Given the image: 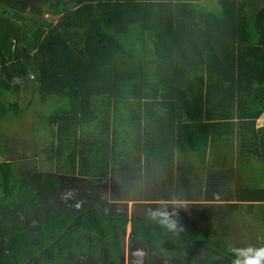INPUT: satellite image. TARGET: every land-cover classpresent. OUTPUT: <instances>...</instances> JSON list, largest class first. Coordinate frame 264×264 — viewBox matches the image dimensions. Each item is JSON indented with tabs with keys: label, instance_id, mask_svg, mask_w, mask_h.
Returning a JSON list of instances; mask_svg holds the SVG:
<instances>
[{
	"label": "trees",
	"instance_id": "16d2710c",
	"mask_svg": "<svg viewBox=\"0 0 264 264\" xmlns=\"http://www.w3.org/2000/svg\"><path fill=\"white\" fill-rule=\"evenodd\" d=\"M3 1L0 121L26 113L8 93L19 98L30 87L53 103L50 141L40 152L69 175L36 170L32 179L23 178L12 147L0 142L7 155L0 162V210L21 204L33 211L45 203L43 193L57 194L77 172L108 178L122 156L141 154L172 167L177 154L206 155L209 143L237 151L243 174L255 177L243 184L258 183L247 185L246 193L264 201V126H258L264 0H218V11L205 7L208 0H45L56 22L38 9L29 12L31 0ZM254 160L257 170L249 173ZM1 212L0 226L11 228L12 240L0 264H65L75 255L120 264L128 223L122 213L96 204L53 212L33 238ZM131 232L164 255L183 256L204 245L232 264H247L225 240L193 224L135 217ZM260 260L264 264V252ZM206 263L223 264L209 256Z\"/></svg>",
	"mask_w": 264,
	"mask_h": 264
},
{
	"label": "rangeland",
	"instance_id": "374dc122",
	"mask_svg": "<svg viewBox=\"0 0 264 264\" xmlns=\"http://www.w3.org/2000/svg\"><path fill=\"white\" fill-rule=\"evenodd\" d=\"M31 1L29 12L38 9L41 11L42 18L56 22L57 15L47 12L45 0ZM3 3H5V0ZM205 4L206 8L215 11L221 8L218 0H208ZM2 7L3 5L0 10ZM7 97L10 101L18 99L21 107L26 108L23 117L10 116L0 121V142L6 147H12L13 150L10 151V154L11 158L17 162L19 175L23 178L32 179L36 170H42V172L53 171L62 176L69 175L59 170L56 165H52V162L45 161L44 154L40 152V149L50 141L47 117L55 108L54 104L40 98L39 93L30 87L23 90L19 98L12 92L8 93ZM38 114L43 115L42 118L38 117ZM223 148H217V145L209 143L208 151L212 152V156L215 150L225 151ZM233 150V148L230 150L231 153ZM136 155L138 156L126 162L124 171L118 174L117 177L110 176L97 180L82 176L77 172L66 180L57 194L43 193L42 200L45 203L43 202L39 208L30 211L21 204L16 205L13 210L2 208L0 211H2L3 218L10 216L17 224L28 228L32 237L35 238L39 233L40 221L53 215V212L70 211L79 209L84 205L96 204L97 206H104L107 213L117 210L129 218L127 219V228L122 236L124 251L120 257V264H207V256L219 263L232 264L224 257L207 250L206 246L203 247L204 245H198L191 253L190 256L194 263H191L189 259L163 255L154 245L143 240L133 239L131 228L132 219L140 216L158 221H173V217L176 219L186 218V216L179 218L183 215V211L179 214L178 210L176 211L171 207L172 201L170 203L168 200L166 201V198L172 200L201 197L203 200L208 201L213 200L214 195H217L221 199L219 203H224L225 200L229 201L230 199L235 200L236 197L250 199L245 188L243 189L240 186L245 182L247 175H243L242 170H238L237 166H233L232 163L237 157L236 159L233 157L223 159L221 167L218 157L207 158L205 153L193 150L183 157L182 165L181 161L178 160L173 167H156L154 169V165H151L150 161L140 157L139 154ZM6 156L0 153V162L5 160ZM122 158L123 162L128 159L126 156H122ZM209 159H211V164L207 163ZM206 177L210 182L208 186L202 184L205 183ZM250 177L252 175H249V179ZM153 178L156 179L154 183L151 181ZM214 178L216 180L212 182L211 180ZM239 180L240 182H238ZM2 182L0 171V199L4 194V189L1 186ZM246 182L249 186L258 184L255 179ZM201 186L204 188L200 189ZM95 198L97 199L95 200ZM162 199L165 201L163 202ZM239 203L241 202L239 201ZM243 203L246 206L244 205L242 211L237 212L232 206L226 207L228 204L225 208L223 206H213L212 211L214 210L216 213L211 215L207 213L202 215L201 213L197 215V219H190L180 224H194V227L203 233L211 232L214 240H225L239 258L247 264H258V262L261 264L260 259L264 252V208H258L263 221H256L251 202L245 201ZM109 206L112 208H109ZM177 206L183 207L181 205ZM175 221L179 222L174 220L173 223H176ZM11 235V228L0 226V256L8 252V246L12 240ZM65 264H95V260L91 257L84 258L75 255V258L70 257L69 262ZM96 264L114 263L104 256V259L100 257Z\"/></svg>",
	"mask_w": 264,
	"mask_h": 264
},
{
	"label": "crops",
	"instance_id": "0c3cea01",
	"mask_svg": "<svg viewBox=\"0 0 264 264\" xmlns=\"http://www.w3.org/2000/svg\"><path fill=\"white\" fill-rule=\"evenodd\" d=\"M260 119H262V120H260ZM259 120H258V126H260V127H262V126H264V114H263V116L260 118ZM262 123H261V122ZM211 151H208L207 152V154H206V157L207 158H210L211 157ZM214 154H216V157H218V159H219V161H220V166L222 167V165H223V159H228V158H231V157H233V158H235L236 159V157H237V159L236 160H234L232 163H233V166H237V169L239 170L240 169V165H239V154L237 153V151H235V152H227V151H214ZM136 156H138V155H134V156H132L131 158H128V159H126L124 162L122 161V159L123 158H121V164H119L120 166V168H118V170H114L113 172H111L110 173V175H109V177L110 176H114V177H117V175L118 174H120L122 171H124L123 169H124V166H125V164H126V162L128 161H130L132 158H135ZM139 156L140 157H144L145 159H147L148 161H150L151 162V165H154L153 167H154V169L156 168V167H158V168H170V167H163L161 164H159V163H157V162H154V161H151V160H149L148 159V157H146L145 155H141V154H139ZM186 156V155H185ZM189 156H191V155H189ZM224 157V158H223ZM178 160H180L181 161V165H182V163H183V157L181 158V156L180 155H176V159H175V162H174V164L172 165V167L176 164V162L178 161ZM253 165H252V167L250 168V172H252V171H254V166H256V165H258L259 164V161H257V160H254L253 162ZM252 170V171H251ZM156 172V171H155ZM242 174H243V171H242ZM244 175V174H243ZM250 175V174H249ZM249 175H247V177H249ZM251 178V177H250ZM244 179H245V176H244ZM206 181H205V183H202L203 185H205V186H208V183H210L209 182V180H208V178L206 177V179H205ZM216 179L214 178L213 180H211L212 182L213 181H215ZM245 180H247V178L245 179ZM251 180H253V179H251ZM151 181H152V183H154V182H156V179H151ZM224 182L226 181V180H223ZM227 182V181H226ZM238 182H240V180L238 181ZM214 183H218V182H214ZM237 183V182H236ZM186 185V184H185ZM247 185H249L248 183L247 184H241L240 186H242L243 187V189L245 188V190H247ZM202 187V186H201ZM199 187L200 189H203L204 187ZM214 198H217V199H214ZM214 198H212L213 200H208V201H206V200H203L201 197H196V198H194V199H192L191 197H189V198H182V199H168V198H166V201L168 200L170 203H171V201H172V203H171V207L174 209V210H178V212H179V214H181L182 213V211H183V215H181L179 218H182V217H184V216H186V218H183V219H176V218H174L173 217V221L174 220H177V221H179V222H176V224H180L181 222H186V221H188V220H193V219H195L196 217H197V215L198 214H201L202 213V215H204L205 213H207V214H209V215H211V214H213V213H216V211H212V207L213 206H223L224 208H225V206H226V204H228L226 207H228V206H230V205H235L236 204V208H233V209H235L237 212L238 211H242V209L246 206L243 202H245V201H247L248 203L249 202H251V205H252V207H253V215L255 216V220L256 221H263V219H262V217L260 216V212H259V209L258 208H264V207H261V205L263 206L264 205V201H262V200H260L259 198H250V199H248V200H246V199H243V198H238V197H236V199L234 200H229V201H227V200H225L226 202H222V203H219V200H221L220 198H218V196L217 195H214ZM114 201V200H113ZM158 201H160V200H158ZM162 201L164 202L165 200L164 199H162ZM239 201L241 202V203H239ZM161 202V201H160ZM204 202H207V203H204ZM166 203V202H165ZM181 203V204H180ZM110 204H111V202H110ZM159 204V203H158ZM230 204V205H229ZM155 205V204H154ZM177 205H181V206H183V207H178ZM245 205V206H244ZM114 206V205H113ZM103 208H105L104 206H102ZM152 207V206H151ZM109 208H112L111 206H109ZM240 209V210H239ZM173 210V211H174ZM114 212H118V213H121L120 211H117V210H113ZM245 211V210H244ZM255 211H256V215H255ZM110 213H112V211H110ZM187 215H188V217H187ZM206 215V214H205ZM214 216V215H213ZM141 217V216H140ZM144 218V217H143ZM145 218H147V217H145ZM259 218V219H258ZM197 219V218H196ZM160 221H166V222H172L173 223V221H167V220H160ZM192 222V221H191ZM190 222V223H191ZM181 225V224H180ZM184 225V224H183ZM194 225V224H193ZM258 225V224H257ZM196 228V227H195ZM197 229V228H196ZM198 230V229H197ZM259 230V229H258ZM198 231H200V230H198ZM201 232V231H200ZM258 232H260V231H258ZM142 241V240H141ZM143 241H145V240H143ZM147 243H148V241H146ZM148 244H150V243H148ZM152 245V244H151ZM202 246V245H201ZM197 247V246H196ZM196 247H193V248H190V249H188L187 251V254L186 255H188V256H186V255H183V256H178V257H180V258H185V260L186 259H189V261H191V260H193V259H191V253L193 252V250L196 248ZM203 247H205V246H203ZM206 248V247H205ZM208 250V249H207ZM161 253V252H160ZM162 254V253H161ZM164 255V254H163ZM176 257V256H175Z\"/></svg>",
	"mask_w": 264,
	"mask_h": 264
},
{
	"label": "water",
	"instance_id": "95a60500",
	"mask_svg": "<svg viewBox=\"0 0 264 264\" xmlns=\"http://www.w3.org/2000/svg\"><path fill=\"white\" fill-rule=\"evenodd\" d=\"M127 219H129V218H127ZM76 219H74L70 224H69V226H68V228H70V226L74 223V221H75ZM132 221H134V219H132ZM68 228L66 229V230H68ZM32 259V258H31ZM30 259V260H31Z\"/></svg>",
	"mask_w": 264,
	"mask_h": 264
},
{
	"label": "clouds",
	"instance_id": "9594fccd",
	"mask_svg": "<svg viewBox=\"0 0 264 264\" xmlns=\"http://www.w3.org/2000/svg\"><path fill=\"white\" fill-rule=\"evenodd\" d=\"M126 219H127V217H126ZM135 220V219H134ZM134 221H132V223H133ZM258 264H260V262H258Z\"/></svg>",
	"mask_w": 264,
	"mask_h": 264
}]
</instances>
